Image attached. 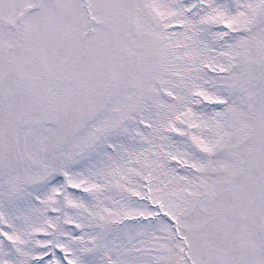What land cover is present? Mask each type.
<instances>
[{
	"label": "snow or ice",
	"instance_id": "obj_1",
	"mask_svg": "<svg viewBox=\"0 0 264 264\" xmlns=\"http://www.w3.org/2000/svg\"><path fill=\"white\" fill-rule=\"evenodd\" d=\"M0 264H264V0H0Z\"/></svg>",
	"mask_w": 264,
	"mask_h": 264
}]
</instances>
